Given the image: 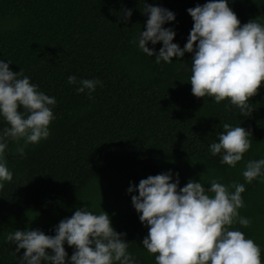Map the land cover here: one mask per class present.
Listing matches in <instances>:
<instances>
[{"label": "trees", "instance_id": "1", "mask_svg": "<svg viewBox=\"0 0 264 264\" xmlns=\"http://www.w3.org/2000/svg\"><path fill=\"white\" fill-rule=\"evenodd\" d=\"M143 2L0 0V59L56 99L47 138L27 144L23 155L15 150L17 142L10 140L5 149L12 179L0 188V264H17L20 255L4 241L8 232L38 228L53 235V226L82 205L109 215L114 230L125 233L137 264H156L155 254L140 244L147 228L131 205L135 193L126 189L129 182L169 169L178 174V187L189 178L205 186L213 177L226 185L244 183L238 212L250 222L229 227L260 246L264 264V177L245 183L241 175L247 160L264 157V81L249 97L253 110L247 117L234 105L226 109V99L195 97L187 82L191 53L157 64L136 46L147 18ZM204 2L147 0L174 13L163 27L174 30L173 42L180 47L192 26L186 9ZM228 4L241 24L251 18L264 24V0ZM125 8L132 10L126 21ZM147 46L158 50L161 44ZM69 74L101 83L90 95L77 93L76 85L67 83ZM225 122L251 133L249 149L233 167L208 149ZM4 125L0 119V128ZM63 246L71 255L73 248Z\"/></svg>", "mask_w": 264, "mask_h": 264}, {"label": "clouds", "instance_id": "2", "mask_svg": "<svg viewBox=\"0 0 264 264\" xmlns=\"http://www.w3.org/2000/svg\"><path fill=\"white\" fill-rule=\"evenodd\" d=\"M131 11L123 9L125 21ZM141 12L147 18L134 38L141 52L154 56L157 64L191 53L187 80L191 93L200 98L209 96L217 103L226 99V109L234 105L242 116L251 114L249 97L264 81V24L256 18L241 24L228 0H205L186 9L192 26L180 47L173 42L174 30L163 27L174 20L171 10L144 0ZM157 42L161 44L158 50L147 46ZM9 63L0 59V119L5 122L0 128V188L12 179L4 160L8 142H17L15 150L23 155L27 144L47 138L48 125L54 119L50 106L56 103L54 96L38 90L21 69L12 71ZM66 80L76 85L77 93L87 90L89 95L101 83L73 74ZM221 127L208 149L211 155H219L221 164L233 167L249 149L251 133L240 124L225 122ZM241 175L245 183L264 177V157L247 160ZM178 184V174L169 169L141 178L135 185L129 182L126 189L135 193L130 197L131 205L147 228L140 244L155 254L156 264H262L260 246L238 228L229 227L250 222L238 212L243 206L244 183L226 185L213 177L207 186L191 178L183 186ZM53 232L47 235L38 228L14 229L3 239L20 253L17 264H137L127 250L125 233L114 230L103 210L97 213L82 205L60 219ZM65 243L73 248L71 255L66 253Z\"/></svg>", "mask_w": 264, "mask_h": 264}, {"label": "rangeland", "instance_id": "3", "mask_svg": "<svg viewBox=\"0 0 264 264\" xmlns=\"http://www.w3.org/2000/svg\"><path fill=\"white\" fill-rule=\"evenodd\" d=\"M34 221H36V222H40V221H42L41 219H35Z\"/></svg>", "mask_w": 264, "mask_h": 264}]
</instances>
